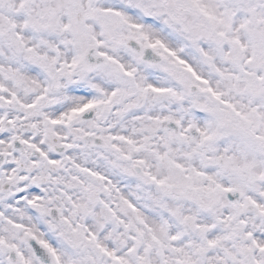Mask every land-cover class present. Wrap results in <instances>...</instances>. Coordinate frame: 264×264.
Returning <instances> with one entry per match:
<instances>
[{
  "label": "snow or ice",
  "instance_id": "6c2138e0",
  "mask_svg": "<svg viewBox=\"0 0 264 264\" xmlns=\"http://www.w3.org/2000/svg\"><path fill=\"white\" fill-rule=\"evenodd\" d=\"M0 264H264V0H0Z\"/></svg>",
  "mask_w": 264,
  "mask_h": 264
}]
</instances>
